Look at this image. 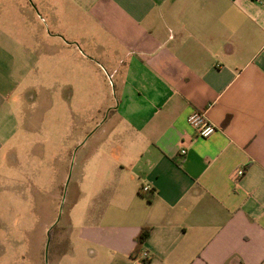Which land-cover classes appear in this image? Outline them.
Masks as SVG:
<instances>
[{"label":"crops","instance_id":"crops-1","mask_svg":"<svg viewBox=\"0 0 264 264\" xmlns=\"http://www.w3.org/2000/svg\"><path fill=\"white\" fill-rule=\"evenodd\" d=\"M56 8L48 0L45 18L66 30L49 35L59 49L45 53L54 59L44 68L64 83L72 68L79 79L46 125L59 119L67 134L76 119L82 135L73 141L84 144V73L108 71L113 84L102 112L87 119L95 138L77 154L67 237L57 236L49 264H264V0H59ZM37 68L0 63V165L17 137L32 138V96L18 90ZM200 109L219 126L206 138L188 122ZM144 183L150 193L140 192ZM1 192L2 230L14 228L20 203L27 217L47 209L45 193Z\"/></svg>","mask_w":264,"mask_h":264},{"label":"rangeland","instance_id":"rangeland-1","mask_svg":"<svg viewBox=\"0 0 264 264\" xmlns=\"http://www.w3.org/2000/svg\"><path fill=\"white\" fill-rule=\"evenodd\" d=\"M47 2L0 0V63L38 66L37 72L31 71L18 90L23 91L24 97L28 99L32 96V113L35 115L32 119V138L30 140L22 135L17 137L16 145L19 144V147L11 152L13 158L7 161L4 157L0 165V193L12 190L20 194V198L26 195L32 197V193L47 195L44 213L27 217V209L20 203L14 228L2 230L0 227L3 234L0 239V264H44V260L49 264V260L55 256L54 241L57 236L67 237L64 226L75 186L77 154L80 157L83 147L91 145L95 138V135L91 136L95 122L87 119L102 112L113 84L108 71L97 74L86 70L84 73L85 97L88 99L82 112L86 116L85 132L88 131L84 144L73 141L82 135L79 125L76 127V119L70 121L73 124L67 129V134L62 130L59 119L46 125V115L60 111L58 99L66 94L70 97L73 92L76 96L79 79L72 68L69 69L66 83L57 71L46 73L45 60L54 58H45V53L59 49L58 40L49 35L66 30L61 28L59 18L56 23H51L49 17L45 18L44 6ZM53 2L57 4L56 11L59 12V0ZM81 15H84V11ZM85 54V57H92L91 54ZM69 65H76V57L70 56ZM29 84H32L31 91ZM100 105L103 107L98 108ZM67 111L76 114L75 105L70 104ZM34 177L36 183L25 180ZM51 194L56 195L50 199ZM51 239L53 241L50 244Z\"/></svg>","mask_w":264,"mask_h":264},{"label":"built area","instance_id":"built-area-1","mask_svg":"<svg viewBox=\"0 0 264 264\" xmlns=\"http://www.w3.org/2000/svg\"><path fill=\"white\" fill-rule=\"evenodd\" d=\"M188 122L195 129L197 135L204 138L211 136L217 129H219V126L209 119L205 109L193 111L188 117ZM181 152L182 154L186 153V149H182ZM244 174V167H239L234 171V177L236 179H241ZM152 189L153 187L150 183H144L140 188V192L144 194L150 193ZM141 255L144 259L150 258L147 251H143Z\"/></svg>","mask_w":264,"mask_h":264},{"label":"trees","instance_id":"trees-1","mask_svg":"<svg viewBox=\"0 0 264 264\" xmlns=\"http://www.w3.org/2000/svg\"><path fill=\"white\" fill-rule=\"evenodd\" d=\"M50 233H51V232H50ZM148 235H149V230H148V229H144V230L140 233V235H139V237H138V241H139V243H140V244L143 243V242L147 239Z\"/></svg>","mask_w":264,"mask_h":264}]
</instances>
